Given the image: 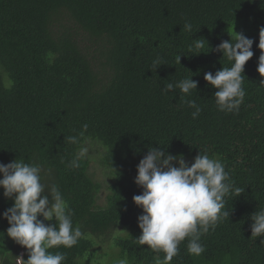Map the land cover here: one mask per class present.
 Returning a JSON list of instances; mask_svg holds the SVG:
<instances>
[{
  "label": "trees",
  "instance_id": "trees-1",
  "mask_svg": "<svg viewBox=\"0 0 264 264\" xmlns=\"http://www.w3.org/2000/svg\"><path fill=\"white\" fill-rule=\"evenodd\" d=\"M185 20L193 25L191 33L183 30ZM261 27L264 0H0V163L35 162L43 169L42 182L61 189L73 226L84 233L72 248L49 249L66 254L62 264H92L98 237L113 239L130 264L163 259V252L136 242L143 210L133 201L142 193L135 177L150 147L190 159L207 150L244 189L225 198L230 216L201 237L205 251L189 254L185 239L170 264H264V237L251 236L250 218L264 208ZM234 31L253 39V56L242 73L246 95L239 112L225 113L215 104L218 89L204 74L231 66L214 49ZM204 40L203 48L189 51ZM157 57L163 64L156 69ZM191 76L198 87L188 98L203 109L196 119L194 109L180 106L179 89L161 91ZM85 124V137L103 149L100 162L111 177L104 204L89 158L69 166L79 145L64 139ZM3 191L1 264H16L17 256L28 259V251L7 235L3 213L14 200ZM118 226L129 234H114Z\"/></svg>",
  "mask_w": 264,
  "mask_h": 264
},
{
  "label": "clouds",
  "instance_id": "clouds-1",
  "mask_svg": "<svg viewBox=\"0 0 264 264\" xmlns=\"http://www.w3.org/2000/svg\"><path fill=\"white\" fill-rule=\"evenodd\" d=\"M192 29L191 21L185 20L183 30L191 33ZM230 36L231 40H223L214 50L222 52L223 57L232 62L231 66H223L215 74L206 72L204 79L218 89L214 93L217 109L238 113L246 95L242 73L246 62L253 56V39L237 32L234 37ZM204 42L190 45L189 51L203 48ZM258 47L262 52L257 71L264 76V27L260 28ZM152 64L157 69L163 63L157 57ZM261 83L264 84V81ZM197 87L198 81L191 76L175 83L168 82L161 91L167 94L179 89L183 94L180 106L194 109L191 116L196 119L203 109L196 100L188 97ZM87 127L85 124L78 135L64 139L69 144L79 145L69 164L72 168L79 167V161L88 156L90 140L85 137ZM174 161L178 166H174ZM42 171L39 164L26 163L22 159L0 163L3 195L14 200L13 205L3 213L10 225L7 235L28 251L27 260L17 256V264H62L66 254L59 251L53 253L49 249L61 246L72 248L84 238L81 228L73 226V212L61 189L56 184L48 186L43 183ZM137 172L135 183L142 188V193L134 195L133 201L143 211L137 218L142 231L136 242L147 245L153 252L164 253L157 264H170L173 257L179 254V245L185 239L188 241V253L201 255L206 247L201 237L210 230L215 231L218 223L230 216V212L224 210L225 198L244 192V189L234 185L225 164L214 154L209 155L207 150L199 149L194 162L189 165L183 154L173 155L162 148L150 147L139 161ZM41 216L43 219L39 218ZM54 218L55 223L44 222ZM250 218L253 221L251 236L264 237V208L253 212ZM115 264H129V261L123 257Z\"/></svg>",
  "mask_w": 264,
  "mask_h": 264
},
{
  "label": "rangeland",
  "instance_id": "rangeland-1",
  "mask_svg": "<svg viewBox=\"0 0 264 264\" xmlns=\"http://www.w3.org/2000/svg\"><path fill=\"white\" fill-rule=\"evenodd\" d=\"M103 149L96 144H89V152H88V158H89V170L93 174L94 178L99 181L102 185V189L100 192V198L99 203L104 204L105 203V196L108 193L107 184L110 183L111 177L107 174L108 169L100 162V153ZM187 162H189V165L194 162V159H190L187 157H184ZM174 166H178L177 162H173ZM121 228V229H120ZM126 232L125 234H123ZM123 234L121 236H126L129 234V228L118 226L116 227L114 234ZM97 244L94 246V252L95 256H92L90 258V262L92 264H115V262L121 258L120 256V250L114 245L113 239H106L104 240V237H98ZM23 252H21L22 254ZM13 256V254H9ZM21 256V255H20ZM2 263V257H0V264ZM15 263L17 264V259L15 260ZM130 264V263H129Z\"/></svg>",
  "mask_w": 264,
  "mask_h": 264
}]
</instances>
